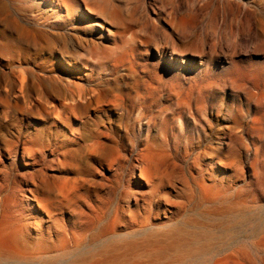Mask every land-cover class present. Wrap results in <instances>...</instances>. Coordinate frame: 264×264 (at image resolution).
Wrapping results in <instances>:
<instances>
[{"label": "rangeland", "instance_id": "1", "mask_svg": "<svg viewBox=\"0 0 264 264\" xmlns=\"http://www.w3.org/2000/svg\"><path fill=\"white\" fill-rule=\"evenodd\" d=\"M136 1V18L143 7L149 9L153 20L157 18L153 10L170 14L175 19L178 43L186 50L183 57L173 56L177 62L168 60L170 49L166 57H160L148 43L151 34H145L142 21H133L120 56L110 51L111 41L107 40L106 49H98L78 62L83 74L77 80H88L95 88L121 96L118 109H112L98 122L91 121L92 127L106 133L105 143L111 154L81 160L77 165L70 158L64 163L68 176L85 179L89 184L88 204H79L75 212L66 211L50 235L45 230L37 238L42 248L69 241L92 255L104 243L116 245V254H130L131 263L151 264L155 237L170 244L174 235L178 242L189 244L203 232V191L196 185L217 179L225 220L233 217L235 210L253 209L235 214L238 223L234 226L223 223L215 245L209 251L199 250L190 262L205 264L211 257L249 248L261 237L264 0ZM159 19V27H168L162 17ZM134 35L136 40L142 39L140 44L129 42ZM183 58L186 64H180ZM0 112L4 114L5 109L0 107ZM12 132L16 135L15 130ZM218 137L225 145L217 144ZM138 146H154L163 153L166 172L157 174L150 184L138 174L132 178ZM14 147L12 142L0 141V206L26 176L37 172L52 175L51 165L56 164L49 153L37 152L28 159L27 166H20L14 156H22L24 145L21 143L17 151ZM12 148L13 156H9ZM74 150L82 149L76 146ZM138 183L141 186L136 187ZM24 210V216L32 215L29 206L25 205ZM139 222L147 224L143 231L136 229ZM115 227L118 231L111 234ZM166 255L158 264L174 263L175 254ZM250 255L254 264L264 261L262 253L251 251Z\"/></svg>", "mask_w": 264, "mask_h": 264}, {"label": "bare ground", "instance_id": "2", "mask_svg": "<svg viewBox=\"0 0 264 264\" xmlns=\"http://www.w3.org/2000/svg\"><path fill=\"white\" fill-rule=\"evenodd\" d=\"M137 7L136 0H0V107L5 109L4 114L0 112V141L12 142L16 151L21 143L24 145L22 156H14L20 166H27L28 159L37 152H47L56 159L50 168L52 175L37 172L26 176L0 206V264H134L130 254H116V245L104 243L92 255L69 241L42 248L37 235L45 230L50 235L60 215L68 210L75 212L79 204H88L89 184L85 179L68 176L64 163L70 158L77 165L81 160L111 154L105 143L106 133L92 127L91 121L98 122L112 109H118L121 96L112 90L95 88L88 80H77L83 74L78 62L98 49H106L108 41L110 51L120 56L129 23L133 21H142L145 34H151L148 43L160 57H166L167 49L171 50L168 58L171 62H177L175 55L183 57L186 49L175 36L178 33L174 29L175 19L153 10L157 15L153 20L146 7L136 18ZM160 17L168 27L156 24ZM109 36L113 38L110 40ZM135 37L129 42L140 44L142 39ZM181 63L186 64L187 60L183 58ZM220 138L217 144L225 145ZM68 146L72 149H67ZM76 146L82 150H74ZM12 150L9 156H13ZM162 156L157 147L140 148L132 163V178L138 174L145 184L152 183L157 174L166 172ZM3 173L7 175L4 170ZM196 186L203 191L202 217L206 221L203 232L189 244L178 242L174 235L170 244L155 237L151 264H158L168 252L175 254L173 264H189L199 250L209 251L215 245V236L223 223L234 226L238 223L235 214L253 209L235 210L231 213L233 217L225 220L220 211L223 203L220 182L202 180ZM25 205L32 209L29 217L23 215ZM241 217L246 219L244 215ZM146 227L147 224L136 223L138 231ZM260 234L259 241L251 247L211 257L205 264H254L251 251L264 254V222Z\"/></svg>", "mask_w": 264, "mask_h": 264}]
</instances>
